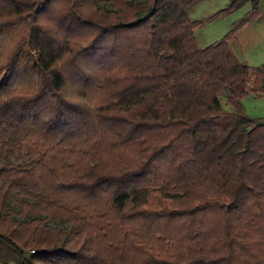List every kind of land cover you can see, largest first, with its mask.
Masks as SVG:
<instances>
[{
    "label": "trees",
    "instance_id": "obj_1",
    "mask_svg": "<svg viewBox=\"0 0 264 264\" xmlns=\"http://www.w3.org/2000/svg\"><path fill=\"white\" fill-rule=\"evenodd\" d=\"M195 1L0 0V264H264L258 0Z\"/></svg>",
    "mask_w": 264,
    "mask_h": 264
},
{
    "label": "rangeland",
    "instance_id": "obj_2",
    "mask_svg": "<svg viewBox=\"0 0 264 264\" xmlns=\"http://www.w3.org/2000/svg\"><path fill=\"white\" fill-rule=\"evenodd\" d=\"M227 0H197L186 9L187 16L191 19L206 18L218 9L224 7ZM249 9V3L245 2L240 8L230 13L228 16L216 18L210 21H204L194 28L193 35L199 47L206 46L219 39L231 25V21L242 16ZM221 104L224 105V99L220 97ZM244 110L248 116H264V97L262 95L254 96L252 93L244 95L241 99Z\"/></svg>",
    "mask_w": 264,
    "mask_h": 264
},
{
    "label": "crops",
    "instance_id": "obj_3",
    "mask_svg": "<svg viewBox=\"0 0 264 264\" xmlns=\"http://www.w3.org/2000/svg\"><path fill=\"white\" fill-rule=\"evenodd\" d=\"M258 8L257 18L238 28L234 32L233 39L229 41V46L235 57L252 66L264 62V0H258Z\"/></svg>",
    "mask_w": 264,
    "mask_h": 264
}]
</instances>
